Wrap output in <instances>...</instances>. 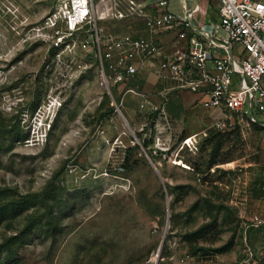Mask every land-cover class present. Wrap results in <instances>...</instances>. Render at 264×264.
Masks as SVG:
<instances>
[{"label": "rangeland", "instance_id": "1", "mask_svg": "<svg viewBox=\"0 0 264 264\" xmlns=\"http://www.w3.org/2000/svg\"><path fill=\"white\" fill-rule=\"evenodd\" d=\"M54 1L0 0V204L35 195L0 223V264H264V132L221 130L189 95L161 117L131 97L111 110L93 57L46 67L29 37ZM214 3L199 18L214 22ZM95 10L116 36L146 29L154 0Z\"/></svg>", "mask_w": 264, "mask_h": 264}, {"label": "built area", "instance_id": "2", "mask_svg": "<svg viewBox=\"0 0 264 264\" xmlns=\"http://www.w3.org/2000/svg\"><path fill=\"white\" fill-rule=\"evenodd\" d=\"M96 1L55 0L30 27L29 37L48 47L46 67L74 68L81 49L84 59L93 57L118 113L130 96L141 115L166 116L169 95L188 93L193 105L217 116L219 129L243 123L264 132V0H217L218 19L207 23L197 18L198 0H180L181 14L170 0H154L146 29L116 36L103 33Z\"/></svg>", "mask_w": 264, "mask_h": 264}, {"label": "trees", "instance_id": "3", "mask_svg": "<svg viewBox=\"0 0 264 264\" xmlns=\"http://www.w3.org/2000/svg\"><path fill=\"white\" fill-rule=\"evenodd\" d=\"M139 84H140V86L142 85L141 82ZM107 96H108V94H107ZM176 98L180 99L179 96H176ZM109 99H110V97H109ZM116 101L119 102V98H117ZM171 102H172V98H170V100L168 101V104H167V110L169 113L171 110L170 109ZM110 107H111V110L114 111V107L112 105ZM148 117H152V116L150 115ZM153 117H155V116H153ZM253 126L257 127L255 125H253ZM257 128L261 131V129L259 127H257ZM148 143H149L148 139L144 141V145H147ZM42 195H43L42 201H44L45 204H47L48 199L51 198L49 190L45 189L43 191ZM34 199H35V195L25 196V197H23L22 200H15V201H11L8 203L0 204V223L3 221L4 218L13 217L16 214H19L22 211H24L25 209H27L32 204V202H34Z\"/></svg>", "mask_w": 264, "mask_h": 264}, {"label": "crops", "instance_id": "4", "mask_svg": "<svg viewBox=\"0 0 264 264\" xmlns=\"http://www.w3.org/2000/svg\"><path fill=\"white\" fill-rule=\"evenodd\" d=\"M199 1V4H200V0H198ZM205 1H207L208 2V6L209 5H211V3H213V1L215 2L214 4H215V6L212 4V8L215 10V12H216V14H217V18H216V20L215 21H217V19H218V12H217V0H205ZM181 1L180 0H170V3H169V8L173 11V12H175V13H178V14H181L182 13V11H181ZM197 18H199V15H198V17ZM199 20L200 21H203V22H208V21H204L203 19H201V18H199ZM211 22H213V21H211ZM184 95H189L190 97H192L193 98V95H191V94H188V93H185V94H183V95H178V94H170L169 95V99H168V101L170 100V98H172V96L174 97V96H179L180 98L181 97H183ZM127 97H130V96H127ZM168 104V103H167ZM169 114V113H168Z\"/></svg>", "mask_w": 264, "mask_h": 264}, {"label": "water", "instance_id": "5", "mask_svg": "<svg viewBox=\"0 0 264 264\" xmlns=\"http://www.w3.org/2000/svg\"><path fill=\"white\" fill-rule=\"evenodd\" d=\"M167 224H168V219H166L165 227L167 226ZM162 244H163V241H162V243H161V245H160V247H159L158 254L160 253V250H161V246H162Z\"/></svg>", "mask_w": 264, "mask_h": 264}]
</instances>
